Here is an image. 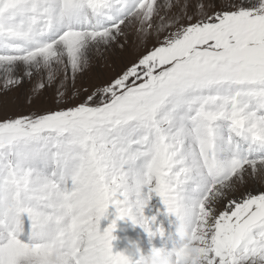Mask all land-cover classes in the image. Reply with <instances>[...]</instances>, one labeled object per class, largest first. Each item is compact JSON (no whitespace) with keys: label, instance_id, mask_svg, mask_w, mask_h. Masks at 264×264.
Listing matches in <instances>:
<instances>
[{"label":"snow or ice","instance_id":"obj_1","mask_svg":"<svg viewBox=\"0 0 264 264\" xmlns=\"http://www.w3.org/2000/svg\"><path fill=\"white\" fill-rule=\"evenodd\" d=\"M0 93V264H264V0H0Z\"/></svg>","mask_w":264,"mask_h":264},{"label":"rangeland","instance_id":"obj_2","mask_svg":"<svg viewBox=\"0 0 264 264\" xmlns=\"http://www.w3.org/2000/svg\"><path fill=\"white\" fill-rule=\"evenodd\" d=\"M132 37L130 36V39ZM127 53H120L119 50L117 49L112 56L109 57V60H115L116 63H119V59L122 56H126ZM103 61H98L94 64L93 68L91 69L92 72H98V71H105V69L103 68ZM31 87L30 84H26L25 85V89L24 91H27V89ZM12 95H14V93H8L7 96L11 97ZM4 98V94L0 93V107H2V101ZM8 110L14 111L15 109L9 105ZM155 202V200H154ZM149 209H145V211ZM144 211V212H145ZM114 209L113 208H109L108 210V217L107 219H101L100 221V230L102 231L103 228L107 227V225L114 219ZM152 214V212H150ZM145 216H148L147 213L145 214ZM160 219H163L162 217ZM165 226L167 224V222L165 221ZM131 226V222L130 220H128L127 218L123 219V220H117L116 221V227L112 233L114 239H113V252H123L125 251L132 242H135L134 240H132L131 238L128 237V231L130 229ZM139 234V240L136 243V245L140 248V250L144 253H147L149 251V249L154 246L157 243L158 245H160L161 241L160 238L158 236H154L153 241L150 240V237L148 236L147 233L143 232V230H139L138 231ZM148 237V238H147ZM144 241V242H143ZM133 259H135V257H133Z\"/></svg>","mask_w":264,"mask_h":264},{"label":"clouds","instance_id":"obj_3","mask_svg":"<svg viewBox=\"0 0 264 264\" xmlns=\"http://www.w3.org/2000/svg\"><path fill=\"white\" fill-rule=\"evenodd\" d=\"M139 250L140 248L136 245L135 242H132L126 249L129 254ZM144 259L145 264H170L168 256L161 251L149 250L147 253H145Z\"/></svg>","mask_w":264,"mask_h":264},{"label":"bare ground","instance_id":"obj_4","mask_svg":"<svg viewBox=\"0 0 264 264\" xmlns=\"http://www.w3.org/2000/svg\"><path fill=\"white\" fill-rule=\"evenodd\" d=\"M148 238V237H147ZM144 242V241H143ZM155 247H159L158 245H156ZM112 250H113V245H112Z\"/></svg>","mask_w":264,"mask_h":264}]
</instances>
